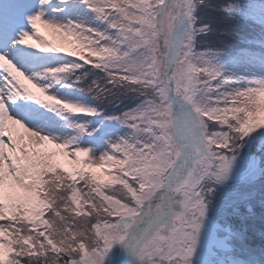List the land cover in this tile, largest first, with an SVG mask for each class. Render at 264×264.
<instances>
[{"label":"snow or ice","instance_id":"snow-or-ice-1","mask_svg":"<svg viewBox=\"0 0 264 264\" xmlns=\"http://www.w3.org/2000/svg\"><path fill=\"white\" fill-rule=\"evenodd\" d=\"M257 224L264 2L0 0V264H264Z\"/></svg>","mask_w":264,"mask_h":264},{"label":"rangeland","instance_id":"rangeland-1","mask_svg":"<svg viewBox=\"0 0 264 264\" xmlns=\"http://www.w3.org/2000/svg\"><path fill=\"white\" fill-rule=\"evenodd\" d=\"M105 264H133V258H131L127 251L120 246H116L110 258L106 259Z\"/></svg>","mask_w":264,"mask_h":264},{"label":"trees","instance_id":"trees-1","mask_svg":"<svg viewBox=\"0 0 264 264\" xmlns=\"http://www.w3.org/2000/svg\"><path fill=\"white\" fill-rule=\"evenodd\" d=\"M261 2H264V0H261ZM243 31L245 34H251V30L248 28H244ZM213 39L215 41V38H213ZM256 211H257V213H259L261 211L258 204L256 205ZM262 230H264V226L257 224L255 233H250V236H251L250 242L253 244V246H255L257 248H259L261 246V244L264 243V239H262L260 236V232Z\"/></svg>","mask_w":264,"mask_h":264}]
</instances>
